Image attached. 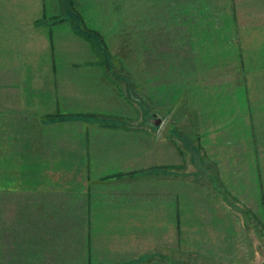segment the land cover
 Listing matches in <instances>:
<instances>
[{"label": "crops", "instance_id": "0c3cea01", "mask_svg": "<svg viewBox=\"0 0 264 264\" xmlns=\"http://www.w3.org/2000/svg\"><path fill=\"white\" fill-rule=\"evenodd\" d=\"M180 1L227 13L233 34L237 24L264 37V0ZM109 2L0 0V264H222L223 243L185 210L187 166L145 125L140 74L110 66V52L78 50L80 12L103 22ZM260 166L231 164L229 188L235 171Z\"/></svg>", "mask_w": 264, "mask_h": 264}, {"label": "rangeland", "instance_id": "374dc122", "mask_svg": "<svg viewBox=\"0 0 264 264\" xmlns=\"http://www.w3.org/2000/svg\"><path fill=\"white\" fill-rule=\"evenodd\" d=\"M124 1L122 7L110 0L109 10L99 12L107 16L103 22L89 20L88 10L80 12L84 21L76 27L83 46L78 43V50L110 52V66L114 62L117 70L140 74L142 115L152 116L145 125H152L159 139L172 141L174 165L187 166L188 175L181 179L188 184L185 210L190 218L202 217L212 242L223 243V250L215 252L220 262L264 264V76L256 68L264 45L260 28L247 32L236 24L233 34L227 13L194 1L188 8L180 0H167V5L157 0L151 10H132L133 1ZM116 6L122 8L113 10ZM234 163L262 169L235 171L236 187L229 188ZM255 173L258 179L252 178ZM190 224L191 231L196 226ZM225 243L235 250L229 252Z\"/></svg>", "mask_w": 264, "mask_h": 264}]
</instances>
